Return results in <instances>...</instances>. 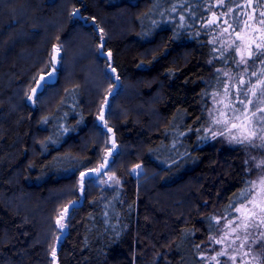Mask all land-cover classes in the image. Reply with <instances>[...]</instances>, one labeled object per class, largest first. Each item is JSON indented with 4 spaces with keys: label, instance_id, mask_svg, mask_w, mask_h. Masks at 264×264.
<instances>
[{
    "label": "trees",
    "instance_id": "obj_1",
    "mask_svg": "<svg viewBox=\"0 0 264 264\" xmlns=\"http://www.w3.org/2000/svg\"><path fill=\"white\" fill-rule=\"evenodd\" d=\"M74 1L82 15L100 23L104 17L110 25L119 19L124 36L106 38L104 50L112 53L117 75L146 99L145 114L128 113L116 124L135 148H127L121 162L127 174L133 163L143 171L136 178L128 174L122 187L101 188L90 176L79 195L80 172L97 161V147L87 137L93 101L76 79L48 83L39 96L57 88L56 96L44 106L27 103L33 78L45 74L51 61V42L34 52L37 37L25 26L23 34L16 31L22 25L19 9L41 23L54 15L45 8L55 9L58 0H0V264H52L55 220L77 197L65 217L57 264H201L203 242L214 234L206 218L225 214L248 178L237 149L198 141L188 132L200 125L197 117L206 116L202 100L208 97L201 93L217 83L209 73L212 45L200 20L173 39L175 14L169 9L184 3L186 14L194 9L206 21V0ZM122 10L132 12L126 15L130 22L119 16ZM75 18L67 20L72 27L91 30ZM23 52L32 55L23 59ZM218 62L211 67H222ZM138 104L143 105L132 101L125 110ZM180 131L187 135L177 137Z\"/></svg>",
    "mask_w": 264,
    "mask_h": 264
},
{
    "label": "snow or ice",
    "instance_id": "obj_2",
    "mask_svg": "<svg viewBox=\"0 0 264 264\" xmlns=\"http://www.w3.org/2000/svg\"><path fill=\"white\" fill-rule=\"evenodd\" d=\"M206 3L207 10L212 14L207 21L198 17L194 9H187L186 14L184 3L174 4L169 9L170 13L175 14L173 20L176 31L173 39L179 36L181 30L193 28L195 21L200 20V27L204 29L205 34H212L208 41L212 45V59L208 63L213 66L217 61L222 65L231 63L234 68L228 71L215 68V89L201 93L202 98L208 97V100H202L206 116L202 120L197 117V120L201 121L200 125L188 128V132H195L198 141L219 137L230 145L240 146L246 152L244 164L248 178L243 181L244 187L233 194L225 214L206 218L209 220V231L214 234L208 237L209 243L204 247L214 255L202 253L199 260L201 264H264V0H256L255 3L254 0H246L243 4L238 0H206ZM70 16L86 19L80 15L78 8L73 9ZM93 24L95 25V18ZM96 27L99 28L98 25ZM99 31L103 33V29ZM196 35H200V32L197 31ZM103 41L104 37L101 35L97 52L109 61L107 68L112 73L108 77L110 86L107 95L97 116L99 127L105 130L102 132L106 137L105 154L97 167L80 172L78 191L81 194L90 176H107V180L100 181L107 187L120 184L114 172L108 176V172L112 170L111 166L119 156V148L114 133L111 137L108 136L113 130L105 119V109L110 110L111 107L108 97L116 95L120 77L110 63L112 53L104 50ZM61 50L59 46L53 47L56 53ZM60 59L62 60V57ZM45 68L48 69L45 74L38 73L37 77L33 78L35 86L26 94L27 100L32 103H36L41 94L40 90L46 88L56 70L51 62L45 65ZM42 122L47 123L48 118ZM67 131L68 128L62 130ZM185 135L186 132L180 131L177 137ZM49 141L56 142L51 137ZM172 148H176V142ZM177 154L183 156L186 153ZM175 162L173 160V163ZM138 170H143L140 163L136 164L131 172L138 174ZM75 204L76 201H71L68 207ZM68 207L56 220V226L61 231L66 227L62 221L67 216ZM213 220L215 224L212 223ZM216 245H220V248L217 249ZM196 248L199 250L201 245H196ZM51 254L55 258V247Z\"/></svg>",
    "mask_w": 264,
    "mask_h": 264
},
{
    "label": "rangeland",
    "instance_id": "obj_3",
    "mask_svg": "<svg viewBox=\"0 0 264 264\" xmlns=\"http://www.w3.org/2000/svg\"><path fill=\"white\" fill-rule=\"evenodd\" d=\"M238 2L243 4L246 2V0H238ZM255 2L256 0H254V3ZM51 7L48 6L45 9H47L48 14L52 13V15L53 14L54 15L52 17L43 16L41 19L43 23L36 22L35 20L37 18H33L29 16L26 17L25 16L26 11L25 13H23L22 10L19 9L20 12L18 13L20 14H19L18 19L19 21H22V25L21 26L19 25L16 31L19 32L17 33L18 35L23 34L22 33L23 31L20 28L24 29V26H25L27 27V30H28L27 33L29 32L32 35H35V37H37L36 45L38 46L33 48L32 51L34 52L43 50V48H45L44 45L47 46L46 42L47 43L51 42V46L49 47V53L51 55L50 62L57 70L55 80L56 81L59 80L60 81L59 85H61L63 83L62 81H65V83H72L74 81L76 82L77 81L76 79H78V81H80V84L84 87L85 91L88 93L90 102L91 100L93 101L91 103V106L94 108V125L92 129L88 131L87 137L89 138L91 142L95 143L98 153L96 157L97 159L96 163L90 168L92 169L98 166V164L101 162L102 156L105 154L104 140L106 139V137L102 135V132L105 130L99 127L97 116L100 112V106L103 102V99L107 95V89L110 86V81L108 77L112 75L110 70L107 68V64L109 63V61L105 60L103 56L99 55V53L97 52V48L100 44L101 35H103L104 41H105L106 38L111 37L112 35L123 37L124 33L119 27V22H118L119 19L117 20L116 24L110 25L109 23L107 24L110 18L106 19L104 17V19L101 21L102 23H100L98 18L87 17V16L82 15L81 7L78 6V3L74 0H58V6L55 9ZM75 8H78L80 15L85 17L86 19L82 20L79 17L75 18V17L70 16V13ZM56 10H58L57 13H56ZM43 11H44V8H43ZM119 12L121 13V15L119 16L122 17L123 15H125V17L124 16L123 17L126 18L130 22L129 17L126 15L128 13L132 14V12H129L127 10L125 11L122 10ZM211 15H212L211 12L208 11L207 16H206V21L211 18ZM115 16L116 15H114V17ZM67 17H69V19H67ZM73 18L82 20L87 25H90L91 30L88 31L85 28L80 27V26L72 27L68 23V21L70 22V19H73ZM93 18H95V25L93 24ZM27 22H30V23L26 24ZM96 25H98L99 28H97ZM99 29H103V33H101ZM207 36L209 40L212 38V34H208ZM54 46H59L62 48L61 52L57 53L56 59H54L53 57L54 55L53 47ZM31 55H27V53L25 54V52H23L21 57L23 59H28ZM61 57H62V60L60 59ZM110 63L114 67L113 62H112V57H111ZM221 66L222 67H219V66L211 67V64H209V68H210L209 73L214 75L215 68H223L224 71H228L230 68H234V65H232L231 63L227 65H221ZM47 70L48 69L43 70L44 73ZM116 74H117V70H116ZM119 85L120 86L116 89V95L108 97V100L111 105L110 110L105 109V119L107 120L108 126L111 127L113 130V132L109 133L108 136L111 137L114 133V137H115V140L119 148V156L116 159L115 163L111 166L112 170L108 172V176H111L114 172L115 175L120 180V184L113 185V187H122L123 183L127 180V177L131 176V177L136 178L143 171V170L142 171L138 170V174H133L131 172V169L136 165L135 163H133L131 166L128 167L129 176L126 173V169L124 168L125 162H121V159L123 158V155L126 156V153L129 150L135 151V148L132 149L133 147L128 144V141H125L124 138H121V135H119V132L116 128L117 127L116 124L121 117H124L128 113L135 112V113H139L142 115L145 114L144 110L141 108L145 106L146 99L144 101L143 95L141 96L140 94H138V92L135 91V87L133 86V84L131 82L130 83L127 82L126 79L120 78ZM56 89L57 88H50L47 91H44L43 96L41 97L39 96L38 97L39 100L37 99L36 103H32L31 101L27 100L26 94H25V99L27 103H29L31 106H36V104H41V106H44L47 103H49L52 99L55 98L56 94H53V92L56 91ZM214 89L215 87L213 88V90ZM17 92H18L17 96L19 98L21 94L20 87H19V91ZM139 100H141L143 105L138 104L137 107H134L132 109L128 107L125 110L126 105H128L132 101L137 102ZM210 141L216 144L219 148L237 149L238 154L241 155L242 163L244 167H246L244 164V160L246 158V152L240 146L230 145L225 140H223V138H219V137L217 139L210 140ZM127 148L129 150H127ZM257 158L258 159L260 158L258 154H257ZM93 179H94V184L99 185L101 188H110L100 182L101 180H107L108 179L107 176H101L100 178L95 177ZM109 183L111 182L109 181ZM79 195H82L80 191H79ZM80 200L81 199L77 197L76 199H73L71 201H76V203H78ZM70 202H68L64 206V208L59 212V214L63 212V210L66 207L69 206ZM70 208L71 207H68V212ZM59 214L56 220L59 218ZM56 220H55V224H56ZM62 223L66 225L65 219L62 221ZM221 223H223V221H221ZM66 230H67V225L63 229V231H61L57 227V235L55 237L52 249L53 247L57 249V246L59 245L61 239L66 233ZM208 243L209 241L207 238L203 242L202 253L214 255V253L208 252L207 249L204 247L205 245H208ZM216 248L217 249L220 248V245H216ZM221 259L223 260L224 258H221ZM51 261H52V264H57L56 256L55 258H53L51 254ZM253 264H255V262H253Z\"/></svg>",
    "mask_w": 264,
    "mask_h": 264
},
{
    "label": "water",
    "instance_id": "obj_4",
    "mask_svg": "<svg viewBox=\"0 0 264 264\" xmlns=\"http://www.w3.org/2000/svg\"><path fill=\"white\" fill-rule=\"evenodd\" d=\"M53 57H54V59H56L57 58V53L56 52H54V55H53ZM55 76H56V70H55V73H54V75L52 76V78L48 81V83H53L54 81H55ZM35 86V85H34ZM42 90V89H41ZM40 90V91H41ZM88 170V169H87ZM87 170H85V171H87Z\"/></svg>",
    "mask_w": 264,
    "mask_h": 264
}]
</instances>
